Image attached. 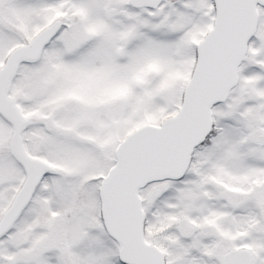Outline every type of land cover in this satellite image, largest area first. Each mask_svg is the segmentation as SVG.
Here are the masks:
<instances>
[{"label": "snow or ice", "instance_id": "obj_1", "mask_svg": "<svg viewBox=\"0 0 264 264\" xmlns=\"http://www.w3.org/2000/svg\"><path fill=\"white\" fill-rule=\"evenodd\" d=\"M0 264H264V0H0Z\"/></svg>", "mask_w": 264, "mask_h": 264}]
</instances>
